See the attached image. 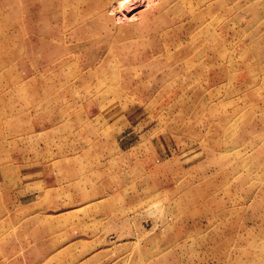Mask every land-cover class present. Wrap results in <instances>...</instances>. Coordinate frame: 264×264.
<instances>
[{"label":"rangeland","instance_id":"rangeland-1","mask_svg":"<svg viewBox=\"0 0 264 264\" xmlns=\"http://www.w3.org/2000/svg\"><path fill=\"white\" fill-rule=\"evenodd\" d=\"M28 1L0 0V264H264V0L112 2L77 44L104 72L35 97ZM217 28L191 106L179 75Z\"/></svg>","mask_w":264,"mask_h":264},{"label":"bare ground","instance_id":"bare-ground-1","mask_svg":"<svg viewBox=\"0 0 264 264\" xmlns=\"http://www.w3.org/2000/svg\"><path fill=\"white\" fill-rule=\"evenodd\" d=\"M127 1L29 0L30 13L27 16L28 23L25 24L28 26L25 44L28 58L26 72L30 78L27 86L31 90V97L37 95L34 91L42 93L63 88L87 87L95 75L100 74V72L103 73L102 70L105 68L102 66V62L98 61L107 60L106 52L109 50H95V60L101 65L96 68L90 64L94 58L93 53H83L77 48V44L87 39L96 42L104 40V28L100 25L98 27L96 17L100 12L106 10L112 2L123 4ZM195 19L201 25L205 22V17L203 19L201 15H195L194 21ZM15 33L17 37L23 35L22 27L16 29ZM214 33L211 36L201 35L197 39H193L194 45L192 48L190 47L191 50L184 60V72L179 75L180 79L189 85L188 89L191 91V95L186 98V102L190 103L191 106H197V102H201L199 93L212 86H217L223 74L222 61L225 58L221 56L218 28ZM97 48L98 46L95 49ZM98 52L100 53L99 56H97ZM49 53L51 54L49 55ZM84 57L87 62L83 61ZM6 60L10 61L8 57ZM11 64V62H0V68ZM230 68V70H234L233 66ZM210 69L213 70L210 71ZM124 87L125 84L122 88ZM54 100L55 102L64 101L68 100V97L56 94Z\"/></svg>","mask_w":264,"mask_h":264},{"label":"crops","instance_id":"crops-1","mask_svg":"<svg viewBox=\"0 0 264 264\" xmlns=\"http://www.w3.org/2000/svg\"><path fill=\"white\" fill-rule=\"evenodd\" d=\"M30 194H33V193H30ZM29 194L27 193V194H19V197H15L14 198V201L13 202H11V204H14L15 202H18V203H15V204H23L25 201H26V199H27V196H28ZM33 195H31L30 197H29V199L32 197ZM0 199L2 200V202H3V204H8L9 202H8V196H6V194L4 193V192H2V191H0ZM13 207H15V206H13Z\"/></svg>","mask_w":264,"mask_h":264}]
</instances>
